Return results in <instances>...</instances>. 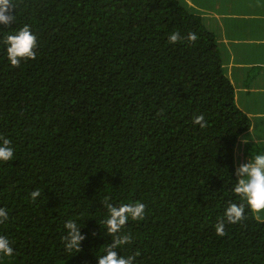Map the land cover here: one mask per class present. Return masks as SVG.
Masks as SVG:
<instances>
[{
	"label": "trees",
	"instance_id": "1",
	"mask_svg": "<svg viewBox=\"0 0 264 264\" xmlns=\"http://www.w3.org/2000/svg\"><path fill=\"white\" fill-rule=\"evenodd\" d=\"M11 2L0 136L14 156L0 162V236L14 254L0 264H99L113 242L105 196L145 205L121 230L132 243L116 249L133 264H264V222L233 191L235 147L252 121L202 16L179 0ZM25 25L36 59L13 68L3 40ZM174 31L198 40L169 44ZM198 115L207 127L194 125ZM231 203L245 206L236 225L224 216ZM69 220L85 237L77 253L65 249Z\"/></svg>",
	"mask_w": 264,
	"mask_h": 264
},
{
	"label": "clouds",
	"instance_id": "2",
	"mask_svg": "<svg viewBox=\"0 0 264 264\" xmlns=\"http://www.w3.org/2000/svg\"><path fill=\"white\" fill-rule=\"evenodd\" d=\"M13 9L14 5L11 0H0V25L9 26L14 22L15 16L12 14ZM185 39L191 44L198 40V36L195 33L189 32L182 39L179 31L171 32L168 35L169 44L183 43ZM3 43L7 46V58L13 68L19 67L20 60L23 58L30 60L36 59L34 49L37 48V37L32 34L30 27L27 25L20 28L15 34L7 35ZM193 123L194 125H199L201 129L207 127V121L204 115L195 116ZM251 129L252 125L250 130L242 134L238 139L235 147V158L239 156H236V151L238 150L240 152V149H243V144L248 143L243 137L251 132ZM0 142H2L0 143V162L12 160L14 151L10 146V140L0 136ZM250 161L240 166H238L236 161L237 170L235 175L239 179L233 191L237 196L246 201L248 209L255 214V219L264 222V153L257 154L254 160ZM40 195L41 192L39 190L32 191V202L35 203ZM104 207L107 209L108 216L105 220L101 221V224L107 228L108 234L113 237V242L105 249V253L107 254L98 257L99 264H133L135 257L129 256L125 258L118 256L116 249L132 243V237L130 235H120L121 230L128 223L129 219L132 221H140L145 218V205L136 202L122 204L116 207L110 203V197L105 196ZM224 216L231 225L241 223L246 219L245 206L243 204L231 203L227 207ZM8 219L7 210L0 208V224L5 223ZM64 228L67 230V234L63 237L65 249L69 252L74 251L75 253L81 251L80 243L85 237L81 235L80 227L76 222L69 220L65 223ZM215 233L218 237H223L227 234L223 222L216 225ZM13 254L14 249L9 239L5 236H0V256L11 257Z\"/></svg>",
	"mask_w": 264,
	"mask_h": 264
},
{
	"label": "rangeland",
	"instance_id": "3",
	"mask_svg": "<svg viewBox=\"0 0 264 264\" xmlns=\"http://www.w3.org/2000/svg\"><path fill=\"white\" fill-rule=\"evenodd\" d=\"M179 1L190 12L201 15L217 35L227 76L236 84L238 106L252 121L251 132L243 137L248 143L236 151L240 166L264 153V0ZM214 11L220 23L209 25ZM229 53L232 57L227 58Z\"/></svg>",
	"mask_w": 264,
	"mask_h": 264
},
{
	"label": "crops",
	"instance_id": "4",
	"mask_svg": "<svg viewBox=\"0 0 264 264\" xmlns=\"http://www.w3.org/2000/svg\"><path fill=\"white\" fill-rule=\"evenodd\" d=\"M218 17H219V16L216 15V11H214V13L212 14V20H213V19H214V20H213V21L211 20L209 23H210V24H211V23H216V22H217V23H220V22H219L220 20H219ZM263 17H264V16H263ZM223 42L225 43V41H223ZM219 44H220V43H219ZM220 46H221V44H220ZM223 56H224V55H223ZM229 57H232V53H229V54H228V57H227V58H229ZM224 59H225L224 61H226V58H225V57H224ZM229 68L233 69V67H229ZM231 73H232V72H231Z\"/></svg>",
	"mask_w": 264,
	"mask_h": 264
}]
</instances>
